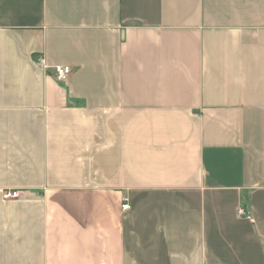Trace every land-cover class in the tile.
Returning <instances> with one entry per match:
<instances>
[{
    "label": "crops",
    "instance_id": "0c3cea01",
    "mask_svg": "<svg viewBox=\"0 0 264 264\" xmlns=\"http://www.w3.org/2000/svg\"><path fill=\"white\" fill-rule=\"evenodd\" d=\"M0 264H264V0H0Z\"/></svg>",
    "mask_w": 264,
    "mask_h": 264
},
{
    "label": "built area",
    "instance_id": "2783aa9c",
    "mask_svg": "<svg viewBox=\"0 0 264 264\" xmlns=\"http://www.w3.org/2000/svg\"><path fill=\"white\" fill-rule=\"evenodd\" d=\"M38 64L45 67V62L43 58L38 59ZM70 73H71V69L68 66H56L53 68L54 78L58 82H64L68 78ZM19 195H20V192L18 190H14V191H3L1 196L3 200H9V199L18 198ZM129 209H130V205L128 203V200L126 198H123L122 203H121V210L123 212H126ZM238 213L241 216L248 215L242 208L238 210Z\"/></svg>",
    "mask_w": 264,
    "mask_h": 264
}]
</instances>
